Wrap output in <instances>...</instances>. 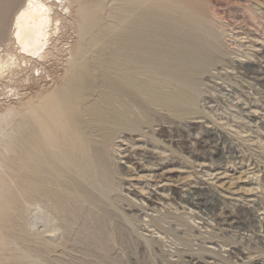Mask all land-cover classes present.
I'll return each instance as SVG.
<instances>
[{"label":"rangeland","instance_id":"374dc122","mask_svg":"<svg viewBox=\"0 0 264 264\" xmlns=\"http://www.w3.org/2000/svg\"><path fill=\"white\" fill-rule=\"evenodd\" d=\"M0 1L9 16L24 0L9 5ZM51 1L60 20L50 42L53 53L42 60L45 71L33 69L31 59L0 76V115L29 106L37 85H60L67 47L75 50L83 41L78 0ZM84 1L93 7L101 2L105 7L100 24L111 25L117 0ZM203 1L220 48L195 73L196 105L193 114L178 120L179 143L160 137L158 125L134 132V145L117 139L143 166L135 169L122 159L128 168L120 192L123 200L117 207L101 201L100 212L84 210L83 220L51 234L54 248L39 241L37 232L44 230L46 220L34 225V204L26 205L23 218L13 216L11 222L7 217L12 213L2 205L0 264H264V0ZM7 52L0 44V54ZM17 121L14 116L10 126ZM3 127L13 134L11 127ZM143 150L153 151L154 158L142 155ZM6 176L10 182L11 173ZM121 205L128 218L120 212ZM89 222V230L82 233L80 228ZM11 235L14 241L8 239ZM38 247L41 260L30 255Z\"/></svg>","mask_w":264,"mask_h":264},{"label":"bare ground","instance_id":"6f19581e","mask_svg":"<svg viewBox=\"0 0 264 264\" xmlns=\"http://www.w3.org/2000/svg\"><path fill=\"white\" fill-rule=\"evenodd\" d=\"M54 3L24 0L9 16L0 3V44L8 51L0 54V76L31 59V67L43 73L47 64L42 60L53 53L50 42L59 29ZM78 3L83 41L75 50L67 47L60 85L36 84L29 106L0 115V207L10 210L11 222L34 204V225L46 220L37 234L47 248H54L51 234L83 220L84 210H98L101 201L117 207L123 200L128 168L121 160L135 169L143 164L125 153L117 139L134 145V132L158 125L160 137L179 143L178 120L193 114L196 105L195 73L220 48L203 0H117L111 25L104 27L101 2L94 7L84 0ZM14 116L18 121L11 127ZM165 122L172 125L167 128ZM4 124L14 135L5 132ZM141 154L154 156L148 150ZM6 173H11L10 182ZM127 205L132 208L134 203L129 200ZM125 210L121 205L120 212ZM90 224L80 231L89 230ZM45 232L50 237L41 238ZM42 253L38 247L30 255L41 260Z\"/></svg>","mask_w":264,"mask_h":264}]
</instances>
